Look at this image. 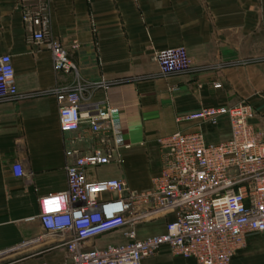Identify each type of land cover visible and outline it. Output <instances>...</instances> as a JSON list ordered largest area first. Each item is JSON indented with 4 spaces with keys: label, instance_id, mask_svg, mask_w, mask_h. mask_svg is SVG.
Wrapping results in <instances>:
<instances>
[{
    "label": "crops",
    "instance_id": "0c3cea01",
    "mask_svg": "<svg viewBox=\"0 0 264 264\" xmlns=\"http://www.w3.org/2000/svg\"><path fill=\"white\" fill-rule=\"evenodd\" d=\"M34 4L0 0V55L11 56L19 92L0 99V264H67L65 237L44 234L39 199L67 189V150L105 148V134L89 129L97 106L119 109L129 148L119 150V163L87 174L137 191L151 189L161 172L160 138L201 132L210 143L230 139L227 116L214 126L178 121L184 114L247 102L256 111L252 123L264 130V0H49L51 33L77 69L69 74L57 73L51 52L28 41L23 10ZM178 47L187 50L190 68L164 75L155 55ZM60 86L82 88L76 133L60 130ZM15 163L24 169L21 178L13 174ZM172 220L150 221L137 236L164 234ZM125 231L100 236L93 246L125 243ZM142 264L197 263L164 247ZM231 264H264V234L248 236Z\"/></svg>",
    "mask_w": 264,
    "mask_h": 264
},
{
    "label": "built area",
    "instance_id": "2783aa9c",
    "mask_svg": "<svg viewBox=\"0 0 264 264\" xmlns=\"http://www.w3.org/2000/svg\"><path fill=\"white\" fill-rule=\"evenodd\" d=\"M30 1L35 4L23 10L28 41L51 52L57 73L76 71L68 47L51 33L49 0ZM155 60L164 75L190 68L184 47L157 52ZM212 85L222 88L217 82ZM18 94L12 58L0 55V99H14ZM55 95L61 132H78L82 88L60 86ZM255 115L250 103L241 102L180 116V122L214 126L227 116L231 137L220 143L208 142L201 132L160 138L161 172L151 189L137 191L124 181H100L87 174L89 168L119 163V150L129 148L121 134L119 109L97 106L89 129L105 134L101 140L105 148L90 153L66 151L67 189L39 199L38 220L45 236L65 237L67 264H142L164 247L173 256L194 259L197 264H231L246 247L248 236L264 234V130L252 123ZM13 174L25 175L20 163L13 165ZM168 215L174 220L166 224L164 234L138 238L142 225ZM125 229V243L93 246L94 239Z\"/></svg>",
    "mask_w": 264,
    "mask_h": 264
}]
</instances>
